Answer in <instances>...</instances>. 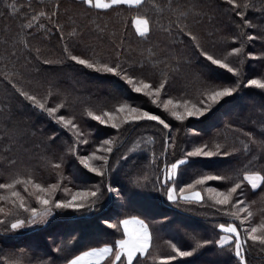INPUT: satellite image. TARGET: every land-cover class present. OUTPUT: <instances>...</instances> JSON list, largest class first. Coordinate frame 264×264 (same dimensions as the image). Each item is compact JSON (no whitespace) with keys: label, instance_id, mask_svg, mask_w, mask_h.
I'll return each instance as SVG.
<instances>
[{"label":"snow or ice","instance_id":"snow-or-ice-1","mask_svg":"<svg viewBox=\"0 0 264 264\" xmlns=\"http://www.w3.org/2000/svg\"><path fill=\"white\" fill-rule=\"evenodd\" d=\"M0 264H264V0H0Z\"/></svg>","mask_w":264,"mask_h":264},{"label":"trees","instance_id":"trees-1","mask_svg":"<svg viewBox=\"0 0 264 264\" xmlns=\"http://www.w3.org/2000/svg\"><path fill=\"white\" fill-rule=\"evenodd\" d=\"M257 3H258V0H257ZM255 10L253 9H250L249 12L250 14L253 13ZM127 23H128V26H129V31H133L134 30V25L132 24L131 22V18H127ZM53 44H55V40H53ZM117 179H123L122 177H117ZM138 206H148V205H145V202L144 201H138ZM112 204L113 202H109L108 205L102 207L99 211V213H97L98 215H109L111 214L112 212H115L116 211V207L115 209L112 208ZM151 208V210L154 212V213H159V212H167L169 215H174V218L177 219V220H185V218L187 217H191L190 220H187L186 222L190 223L193 227H198L202 222V219L201 218H197L195 217L193 214H188V213H183V212H180L179 210H174V209H171V208H168V207H159V206H156V205H151L149 206ZM125 210H121V212H123ZM127 211L131 212V214H137L136 210L134 208L132 209H128ZM120 218H123V215H121ZM56 226H57V235H59V232L61 230H59L62 226H67L70 224V222H66V221H56ZM204 227H208V225L205 223L203 224ZM69 227V226H67ZM83 227L85 228V226H81V231H82V234L84 236V238L89 242L91 243L93 246H101L102 245V242L107 239V240H111L112 238L111 237H104V236H96L94 238H90V235L91 233H89L88 231H85L83 230ZM87 228V227H86ZM62 230H67V229H62ZM71 230V229H70ZM69 230V231H70ZM109 231H114V230H109ZM119 236V234L117 233V237ZM45 237H47L44 233H40V234H36L32 231H28L25 233V235L23 237H20L18 238L16 241H15V244L17 245H24V244H29V243H36L38 244L39 247L43 248L45 247L46 245H49V242H47L45 240Z\"/></svg>","mask_w":264,"mask_h":264},{"label":"rangeland","instance_id":"rangeland-1","mask_svg":"<svg viewBox=\"0 0 264 264\" xmlns=\"http://www.w3.org/2000/svg\"><path fill=\"white\" fill-rule=\"evenodd\" d=\"M115 207H116V203L115 202H113V204H112V208H114L115 209ZM116 211H117V208H116ZM121 211V210H120ZM67 226H69V227H67ZM66 226V228L65 229H67V230H70L73 226L71 225V224H69V225H67ZM62 229H64L63 227H61L59 230H62ZM83 230H85V231H88V229L85 227H83ZM89 232V231H88ZM90 233V232H89ZM94 237H96L95 235H90V238L92 239V238H94ZM45 240L47 241V242H49V244H50V239L48 238V237H45Z\"/></svg>","mask_w":264,"mask_h":264}]
</instances>
